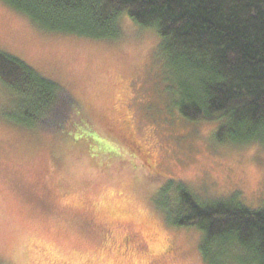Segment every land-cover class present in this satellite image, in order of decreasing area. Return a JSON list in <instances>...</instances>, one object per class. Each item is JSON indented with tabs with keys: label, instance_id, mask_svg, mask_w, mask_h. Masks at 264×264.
<instances>
[{
	"label": "rangeland",
	"instance_id": "rangeland-1",
	"mask_svg": "<svg viewBox=\"0 0 264 264\" xmlns=\"http://www.w3.org/2000/svg\"><path fill=\"white\" fill-rule=\"evenodd\" d=\"M122 25L113 41L46 33L0 0V49L59 84L78 115L63 131L16 124L0 82V264H205L201 232L168 225L156 204L170 180L264 206V145L220 143L217 123L186 119L155 57L157 33Z\"/></svg>",
	"mask_w": 264,
	"mask_h": 264
},
{
	"label": "trees",
	"instance_id": "trees-1",
	"mask_svg": "<svg viewBox=\"0 0 264 264\" xmlns=\"http://www.w3.org/2000/svg\"><path fill=\"white\" fill-rule=\"evenodd\" d=\"M1 1L46 33L113 41L126 17L154 30L175 109L191 122L217 123L220 143L264 145V0ZM0 82L16 124L63 131L78 116L59 84L2 49ZM238 195L213 198L170 180L156 204L168 225L201 232L205 264H264V206L250 208Z\"/></svg>",
	"mask_w": 264,
	"mask_h": 264
},
{
	"label": "flooded vegetation",
	"instance_id": "flooded-vegetation-1",
	"mask_svg": "<svg viewBox=\"0 0 264 264\" xmlns=\"http://www.w3.org/2000/svg\"><path fill=\"white\" fill-rule=\"evenodd\" d=\"M122 123H124L126 129L127 127L129 130L132 128L129 118L126 119V117H124ZM130 137V140L127 141L128 146L134 151L133 153L138 155L143 160V163L146 166L145 168H150V171L152 172L153 169L156 167L155 159L149 154V152L144 149L140 142L135 140L133 136Z\"/></svg>",
	"mask_w": 264,
	"mask_h": 264
}]
</instances>
